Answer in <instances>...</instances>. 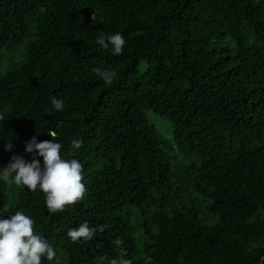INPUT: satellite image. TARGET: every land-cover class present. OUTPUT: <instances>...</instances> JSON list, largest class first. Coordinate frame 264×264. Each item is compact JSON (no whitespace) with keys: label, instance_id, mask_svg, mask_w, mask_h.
<instances>
[{"label":"trees","instance_id":"trees-1","mask_svg":"<svg viewBox=\"0 0 264 264\" xmlns=\"http://www.w3.org/2000/svg\"><path fill=\"white\" fill-rule=\"evenodd\" d=\"M116 32L122 54L96 45ZM22 46L0 76V140L13 143L0 141V167L55 133L87 191L49 215L42 192L0 183V208L30 215L59 264L118 258L117 238L133 264H264V0H0V55ZM86 220L108 227L70 241Z\"/></svg>","mask_w":264,"mask_h":264},{"label":"clouds","instance_id":"clouds-1","mask_svg":"<svg viewBox=\"0 0 264 264\" xmlns=\"http://www.w3.org/2000/svg\"><path fill=\"white\" fill-rule=\"evenodd\" d=\"M95 43L101 49L110 48L113 55H120L126 39L120 32L108 35L101 33L96 37ZM93 71L105 85H111L117 76L111 69L95 68ZM51 105L60 112L65 107V101L54 96ZM61 123L57 124V128ZM50 136L53 137L51 141H39L33 136L25 142V153L32 155L30 162L23 155H13L6 166L0 167V183L24 186L29 191L42 192L44 209L49 215L64 211L65 206L82 201L87 191L85 183L82 182V163L76 158H65L68 153L62 156V143L54 139L55 133ZM0 141L4 142L6 151H12V141ZM70 145L75 152L81 148L82 141L78 138L72 139ZM39 158H42V162ZM34 224V219L23 210L13 213L8 208H0V264H42L45 260L59 264L57 250L45 236L34 232ZM107 227V224L90 226L86 220L68 229L66 235L72 242L87 243ZM112 243L120 249L119 257H101L99 264H133L131 259L126 258L123 241L117 238ZM144 264H152V258L146 257Z\"/></svg>","mask_w":264,"mask_h":264},{"label":"rangeland","instance_id":"rangeland-1","mask_svg":"<svg viewBox=\"0 0 264 264\" xmlns=\"http://www.w3.org/2000/svg\"><path fill=\"white\" fill-rule=\"evenodd\" d=\"M24 51V46H22L17 50H10L7 53L3 52V54L0 55V76L12 64V61L21 59ZM142 66L144 68L145 64H142ZM146 115L149 122L154 125L158 133L167 140L172 141L174 132L172 124L156 116L152 111H148ZM170 158L173 164L182 168H189L197 163L195 159H184L178 155L176 151L171 153Z\"/></svg>","mask_w":264,"mask_h":264}]
</instances>
